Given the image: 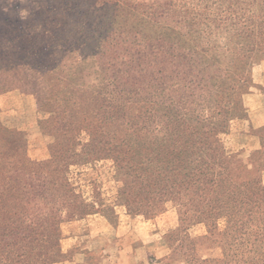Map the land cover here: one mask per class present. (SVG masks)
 I'll use <instances>...</instances> for the list:
<instances>
[{
  "label": "rangeland",
  "instance_id": "obj_1",
  "mask_svg": "<svg viewBox=\"0 0 264 264\" xmlns=\"http://www.w3.org/2000/svg\"><path fill=\"white\" fill-rule=\"evenodd\" d=\"M257 2L0 0V77L23 80L37 77L43 81L36 83L37 86H22L23 90L14 88L0 93V123L13 131L10 138L0 139V189L9 174L16 171L29 182L58 179L62 171L52 161L50 145L58 140L70 150L72 140H87L89 122L82 118L99 103L85 98L79 111L75 109V101L81 89L100 90L106 82L98 87H83L79 78L72 76V64L82 56L95 54L100 61L99 74H104L106 79L111 71L102 63L105 67L112 61L118 63L113 72L121 86L126 75L125 65H121L124 59L131 67L127 74L137 78L135 89L154 94L156 85L152 84V77L141 76L143 73L138 72L136 63L142 62L151 69L165 65L169 70L163 81L174 84L175 94L187 96L191 91L183 88L188 76L183 72L185 67L175 65L184 49L175 46L169 36L164 37L161 26L173 17L181 18L183 23L178 26L191 34L193 42L207 47L208 53L223 63L222 67L231 68L240 31L235 13L248 15L257 11ZM151 43L152 49L148 46ZM258 55L257 60L244 57L234 63L239 69L238 79L246 83L244 88H237L234 82L224 87L206 86L200 93L196 90V97L209 93L206 102L209 106L221 104L217 94L231 100L237 98L241 109L233 113L229 132L221 133L219 139L229 155H237L244 162L245 171L259 173L264 182V50ZM210 60L203 57L200 67L206 68ZM51 87L57 91V102L50 108L55 114L40 108L45 92ZM192 101L198 106L204 103L196 98ZM88 161L72 163L70 158L66 175L80 201L101 210L75 216L70 207L60 213L62 256L52 264H186L184 248L176 240L181 234L170 237L179 223L173 202L167 201L164 210L154 216L144 215L149 208L139 211V204L132 201L134 178L130 173L117 170L110 159ZM56 184L52 187L56 188ZM53 188L43 192L47 199L54 200L55 196L49 195L50 191L56 195ZM123 191L131 192V200L127 193H119ZM219 227H224L223 220ZM189 232L197 238L194 252L200 257L221 256L219 244L199 239L206 234L204 224L191 226Z\"/></svg>",
  "mask_w": 264,
  "mask_h": 264
},
{
  "label": "trees",
  "instance_id": "obj_2",
  "mask_svg": "<svg viewBox=\"0 0 264 264\" xmlns=\"http://www.w3.org/2000/svg\"><path fill=\"white\" fill-rule=\"evenodd\" d=\"M257 6V11L248 15L235 13L240 31L231 68L222 67L223 63L216 60L213 53H208L207 47L193 42L191 34L178 26L183 23L181 18L173 17L161 26L160 33L184 49L178 54L175 65L184 66L183 72L189 76L183 85L191 91L187 96L175 94L174 84L163 81L169 70L165 65L151 69L145 68L142 62L136 63L138 72L143 73L141 76L152 77V84L156 85L154 94L135 89L137 78L129 75L131 67L124 59L121 65H125L126 75L122 86L113 72L118 66L114 61L107 63V67L102 63L111 71L109 79L99 74L101 66L95 54H85L72 64V76L78 77L83 87H98L106 82L105 88L100 90L81 89L75 101V109L79 111L85 98L99 103L82 118L89 122L88 138L84 142L72 140L71 153L61 141L54 140L50 145L52 161L62 171L58 179L47 183L39 179L29 182L17 171L9 174L0 189V264L59 261L62 256L60 213L70 207L75 216L101 210L94 204L85 206L80 196L72 192L66 175L70 158L72 163L110 159L117 170L130 173L134 178L132 201L139 204V211L149 208L144 215L154 216L164 210L167 201L173 202L179 223L170 237L181 234L175 238L178 246L184 248L186 264H264V182L259 173L245 171L244 162L237 155H229L219 139L221 133L229 132L231 116L241 109V104L237 98L231 100L217 94L222 102L225 100L224 104L209 106L206 104L209 93L196 97V90L200 93L206 86L224 87L234 82L239 89L245 87L246 83L238 79L239 69L234 63L244 57L257 60L259 52L264 50V0H258ZM152 44L148 45L150 49ZM87 57L97 59L95 71L89 69L88 73L94 72L100 81L92 86H85L74 72L89 68L80 64ZM203 57L211 59L206 68L200 67ZM35 78L2 76L0 93L43 82ZM56 92L53 87L45 92L41 110L56 113L50 109L57 102ZM194 98L204 103L193 105ZM11 132L12 129L0 123V139L10 138ZM54 184L56 188L52 187ZM51 188L56 191V195L53 191L49 194L55 196L54 200L43 195ZM119 193H127L130 200L132 198L131 192ZM72 197L74 201L70 202ZM221 220L223 228L219 227ZM199 223L206 227V234L199 239L219 244L220 257L202 258L194 252L197 238L189 229Z\"/></svg>",
  "mask_w": 264,
  "mask_h": 264
},
{
  "label": "crops",
  "instance_id": "obj_3",
  "mask_svg": "<svg viewBox=\"0 0 264 264\" xmlns=\"http://www.w3.org/2000/svg\"><path fill=\"white\" fill-rule=\"evenodd\" d=\"M80 64L87 65L89 66V69L95 71L94 69L97 67V59L95 57H87L84 60L80 61ZM74 72L80 77L85 86H92L93 84H97V82L100 81V79L93 74L94 72L88 73V71L86 70L82 71L81 73H77V71Z\"/></svg>",
  "mask_w": 264,
  "mask_h": 264
}]
</instances>
